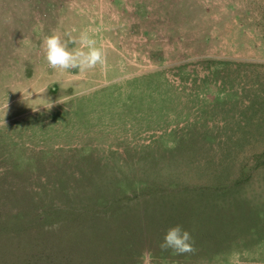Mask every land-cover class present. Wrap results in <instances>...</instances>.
Instances as JSON below:
<instances>
[{"label": "rangeland", "instance_id": "374dc122", "mask_svg": "<svg viewBox=\"0 0 264 264\" xmlns=\"http://www.w3.org/2000/svg\"><path fill=\"white\" fill-rule=\"evenodd\" d=\"M86 28L105 65L50 68ZM0 264H264V0H0Z\"/></svg>", "mask_w": 264, "mask_h": 264}, {"label": "clouds", "instance_id": "9594fccd", "mask_svg": "<svg viewBox=\"0 0 264 264\" xmlns=\"http://www.w3.org/2000/svg\"><path fill=\"white\" fill-rule=\"evenodd\" d=\"M96 31V29L86 28L81 30L78 36L69 40L62 39L56 32L45 37L42 49L48 66L61 72L78 69L81 73L93 70L97 66L103 67L106 63L107 54L104 47L98 45L95 38ZM69 45L73 46L70 47ZM70 99L71 97H63L52 101L49 98L50 102L44 107L51 110L56 104H65ZM6 108H8V103ZM32 110L38 111L39 109L32 108ZM3 124L5 125V119ZM159 247L162 251L170 249L178 255L195 253L196 251L193 237L181 225L170 227Z\"/></svg>", "mask_w": 264, "mask_h": 264}, {"label": "trees", "instance_id": "16d2710c", "mask_svg": "<svg viewBox=\"0 0 264 264\" xmlns=\"http://www.w3.org/2000/svg\"><path fill=\"white\" fill-rule=\"evenodd\" d=\"M203 64L206 65V69L207 71H209V73H211V75L213 74H217L220 70H222L223 72H230L231 70H235L237 69V67L239 68L240 66H248V65H252V63H247V62H241V61H234V60H223V59H213V58H203L202 59ZM186 64H180L177 66L176 69V73H177V77L178 75L182 76V75H187L188 71L186 70ZM191 75H193V73H191Z\"/></svg>", "mask_w": 264, "mask_h": 264}]
</instances>
